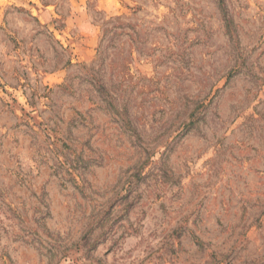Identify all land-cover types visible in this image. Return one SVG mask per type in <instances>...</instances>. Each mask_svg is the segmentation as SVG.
<instances>
[{"label": "rangeland", "instance_id": "rangeland-1", "mask_svg": "<svg viewBox=\"0 0 264 264\" xmlns=\"http://www.w3.org/2000/svg\"><path fill=\"white\" fill-rule=\"evenodd\" d=\"M0 264H264V0H0Z\"/></svg>", "mask_w": 264, "mask_h": 264}]
</instances>
